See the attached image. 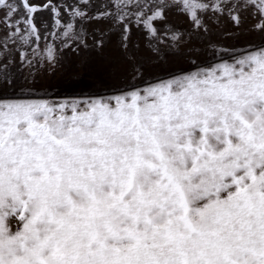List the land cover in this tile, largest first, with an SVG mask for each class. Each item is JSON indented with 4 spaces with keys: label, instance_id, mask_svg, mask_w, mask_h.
<instances>
[{
    "label": "snow or ice",
    "instance_id": "snow-or-ice-1",
    "mask_svg": "<svg viewBox=\"0 0 264 264\" xmlns=\"http://www.w3.org/2000/svg\"><path fill=\"white\" fill-rule=\"evenodd\" d=\"M80 5L90 0L72 6V21H110L125 51L129 24L142 27L152 63L185 35L155 27L173 8L205 33L204 14L238 27L240 11L252 9L253 30L264 32V0H108L94 16ZM46 9L62 29L43 36L60 41L41 57L54 74L63 49L87 47L82 27L62 24L51 0H0V25L5 45L37 44L33 59L21 52L31 67L35 14ZM192 52L189 69L151 78L126 56L144 86L117 94L34 99L52 94L33 75L20 97L0 95V264H264V44L207 65ZM6 88L17 81L0 64Z\"/></svg>",
    "mask_w": 264,
    "mask_h": 264
},
{
    "label": "rangeland",
    "instance_id": "rangeland-1",
    "mask_svg": "<svg viewBox=\"0 0 264 264\" xmlns=\"http://www.w3.org/2000/svg\"><path fill=\"white\" fill-rule=\"evenodd\" d=\"M19 2V0H17ZM33 5L43 7L48 0H29ZM108 0H90V7L80 5L81 10L87 12L89 16L96 15L101 11V5ZM51 3L58 6L62 24L74 22L77 32L82 27L86 35L84 36V47L82 44L77 51H71L68 48L60 53V59L54 70L46 59L41 61L44 56L46 44L52 43L59 47L60 41H54L51 36L45 41V33L53 31H62L54 29V19L51 10H43L35 14V22L41 31V40L39 41L40 56L35 57L33 66H21V52L27 51L28 58L33 59L32 49L37 47L33 43L31 47L23 46L18 40L13 43L9 41L4 44V38L8 30L0 25V53L3 58L0 64H8V70L12 77L17 81V88H6L0 90V95L5 98H16L21 96L20 85L32 81L33 75L40 83L36 85L41 92L47 90L52 95L43 97V99H62L65 97H78L83 93L91 94H117V89L130 90L133 85L144 86L143 80H133L132 64L126 59V56L135 58L137 64L145 66V77L155 75H167L168 73H178L189 69L188 63L190 50L198 49V52H192L191 55L201 65L216 62L217 55L229 58L233 52L240 53L245 47L260 46L264 44V32L253 30V26L258 23L259 17L253 15L252 9L241 10L239 15L240 25L237 27L225 16L217 19L215 15L208 12L203 15V23L208 31L203 30L192 32V24L187 15L179 12L175 8L165 12L166 21L164 23L156 22L155 27L163 29L166 23L172 29H178L185 33L178 46V51L164 54L162 60L152 63L156 60V54L147 47V33L138 28L134 22L129 24L131 34L128 41V48L125 51L120 44V32L111 30L112 25L107 20H79L72 21L69 12L73 5H78L79 0H51ZM114 11V9H110ZM150 14V13H149ZM47 25L45 29L43 26ZM107 33V35H102ZM104 40L102 47H96V41ZM170 44L169 38H166ZM152 43H156L153 38ZM136 45H139L137 49ZM209 45H214L215 48ZM159 47V45L157 44ZM6 47V51H4ZM75 47V44H73ZM19 49V50H18ZM217 49L219 51H217ZM9 60L11 63H9Z\"/></svg>",
    "mask_w": 264,
    "mask_h": 264
}]
</instances>
